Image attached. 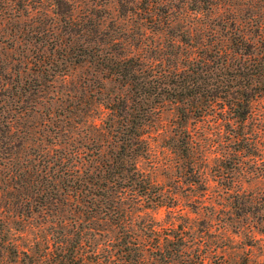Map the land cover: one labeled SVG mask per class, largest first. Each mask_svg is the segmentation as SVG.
Masks as SVG:
<instances>
[{"label": "trees", "instance_id": "1", "mask_svg": "<svg viewBox=\"0 0 264 264\" xmlns=\"http://www.w3.org/2000/svg\"><path fill=\"white\" fill-rule=\"evenodd\" d=\"M78 1L0 0V12L14 15L23 27H36L29 30L32 35H54L55 54L68 66H94L120 85L112 96L105 86L91 91L109 110L101 130L90 121L93 108L81 80L58 97L63 98L60 109L50 111L47 122L29 124L21 121L27 111L20 96L46 77L24 81L16 76L13 83L9 76L4 82L11 63L0 61V96L8 90L16 103L6 107L7 98L0 100V189L7 184L23 195L18 213L24 220L33 212L45 213L52 226L40 248L35 241L20 245L8 237L12 227L4 219V264H203L205 255L185 232L171 233L176 230L172 224L163 233L153 217L141 215L139 203L171 208L176 197L168 201L139 170L138 159L148 152L147 129L168 102L176 105L182 123L175 147L184 157L194 153L186 122L208 117L228 127L236 167L244 158L259 162L263 132L247 122L255 119L254 103L264 99V0H248L243 9L227 14L221 11L222 3L227 10L232 6L227 1H186L187 8L211 16L214 27L197 39L192 29L174 24L168 29L174 39L154 48L156 58L146 46L128 47L126 27H102L97 12L76 16ZM136 1L117 0L119 12H136ZM142 1L158 26L173 23L171 15L155 13L164 0ZM38 14L41 21L29 24L27 19L35 21ZM247 25L255 32L248 33ZM40 27H66L65 35ZM11 110L20 115L6 117Z\"/></svg>", "mask_w": 264, "mask_h": 264}, {"label": "rangeland", "instance_id": "2", "mask_svg": "<svg viewBox=\"0 0 264 264\" xmlns=\"http://www.w3.org/2000/svg\"><path fill=\"white\" fill-rule=\"evenodd\" d=\"M164 1L159 8L154 9L155 13L171 15L172 24L163 23L158 26L150 19L149 12L144 9L146 3L142 0L136 1L139 4L135 8L136 12L129 13V16L123 14L124 10L119 12L117 0H80L76 3L75 14L80 18L89 12H97L101 15L102 27H126L130 34L126 40L131 45L128 47L134 48L137 44L140 47L146 46L148 53L154 55V58L159 55L154 50L156 46H166L174 39L168 34V29L174 24H179L182 29H192L197 39L204 38L205 32L214 27L209 23L211 16L187 8L188 0ZM215 1L232 4L227 10L226 3H222L224 6L221 11L226 14L234 8L243 9L244 3H248V0ZM41 19L42 15L38 14L35 21L27 20L29 24L36 25ZM57 25L60 26L58 23ZM245 28L248 33L255 32L252 30L255 27L251 25ZM31 29L36 27H23L14 15L0 12V61H5V66L11 63L7 65L4 77L2 75L4 82H8L9 76L11 80L18 76L24 78L21 79L24 81L39 74L46 77L38 79L30 87V92L20 96L22 100L26 99L23 105L27 111L21 121L29 124L47 122L49 112L60 109L59 103L65 97L62 93L70 84L81 80L86 82L90 95L89 106L93 108L90 121L96 123L101 130L109 110L103 105L104 99L96 98V93L91 91L95 85L105 86V90L112 96L119 91L120 85L104 78L107 72L94 66H68L63 57L55 54L57 47L51 42L54 35H50L49 31L46 34L44 32V35H32L29 33ZM40 30L64 33L66 27H40ZM41 82L45 84L41 85ZM7 91L4 96H0V100L7 98L6 107L11 104L13 106L16 104L12 101L13 98L7 97L12 92ZM60 96L62 97L58 100ZM254 109L255 119H250L247 123L262 130L264 136V99L254 103ZM12 115L18 117L20 114L11 110L6 117ZM152 124L144 135L148 152L138 159V168L167 195L168 201L172 196L176 197V201L171 208L163 206L159 209L146 208L144 206L147 203L143 201L139 203L141 215L153 217L155 226L165 229L163 233L168 232L167 229H171L172 224L177 231L172 230L171 233L185 232L193 248H198L205 255L203 264H264V153L258 157L259 162L253 163L244 158V163L236 167L234 155L231 154L234 144L227 137L228 127L222 120L216 122L207 117L189 119L186 122L191 132L194 153L191 158L184 157L175 147L182 131V123L176 105L172 103L164 105ZM40 129L42 131L44 127ZM4 186V189H0V238L3 242L0 248L1 264H4L7 255L4 251V219L8 221L7 226L12 227V233L8 237L15 238L20 245L35 241L43 248L42 238H48L52 234L51 217L45 213L33 212L31 217L24 220L18 213L23 195L12 188L8 189L7 184Z\"/></svg>", "mask_w": 264, "mask_h": 264}]
</instances>
